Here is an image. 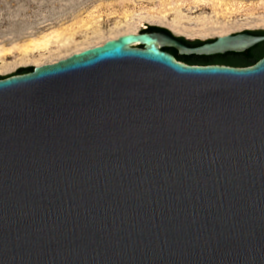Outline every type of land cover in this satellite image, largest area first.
I'll use <instances>...</instances> for the list:
<instances>
[{"label": "water", "instance_id": "95a60500", "mask_svg": "<svg viewBox=\"0 0 264 264\" xmlns=\"http://www.w3.org/2000/svg\"><path fill=\"white\" fill-rule=\"evenodd\" d=\"M166 30L0 75V264H264V57L162 50L264 36Z\"/></svg>", "mask_w": 264, "mask_h": 264}, {"label": "rangeland", "instance_id": "374dc122", "mask_svg": "<svg viewBox=\"0 0 264 264\" xmlns=\"http://www.w3.org/2000/svg\"><path fill=\"white\" fill-rule=\"evenodd\" d=\"M95 25L98 31L91 28ZM140 25L182 27L194 31L192 37H184L201 40L206 38L195 34L203 28H207V33L263 31L264 0H0V65H17L23 57L28 62L0 75H16L22 68L35 66L29 62L47 56L67 55L69 46L63 47L56 40L69 42L68 37L74 39L76 30L88 29L84 33L90 32L91 37L86 40L91 42ZM81 33L76 35L77 40L83 38ZM46 40L53 41L47 50L32 47V51H25L30 44ZM7 52L10 54L2 57Z\"/></svg>", "mask_w": 264, "mask_h": 264}, {"label": "flooded vegetation", "instance_id": "af4514ba", "mask_svg": "<svg viewBox=\"0 0 264 264\" xmlns=\"http://www.w3.org/2000/svg\"><path fill=\"white\" fill-rule=\"evenodd\" d=\"M97 26L98 25H95L91 28H94L95 31H98ZM143 26H140V28ZM139 29L135 33L139 32V33H148V34H160L162 32H165V31H160V30H151V29H148V27H143L140 30ZM87 30L88 29H85V28L80 29V30H76V32H74V34H73L74 39H72V37H68L69 38V42H68L69 48H67V50H68L67 57H69L75 53H79L85 49H88V48H91V47H94L97 45H102L103 43H105L106 41H108L110 39H115L121 35H126V34L130 33V32L125 31V32H122L120 34V32L123 30L122 29L118 33L111 34L109 37H103L102 41L95 42L92 44H86V43H89V41L87 42L86 39L88 37L89 38L91 37L90 32L88 34L84 33ZM80 31L83 32V33H81L83 35V38H81L80 40H77L76 35ZM250 32L252 33V31H250ZM93 34H97V33L95 32ZM252 34L257 35V36H264V34H259V33H252ZM209 39L210 38H207L205 40L192 39V41L185 40L182 42L185 43L187 46L195 48V47H199V46L203 45L205 42L209 41ZM72 40H74V43H71ZM74 47H77V48L73 49ZM133 47L143 48V45L136 43L135 45H133ZM162 50L166 53L173 55L177 61L180 60V62H183V63L186 61H190V62L194 63L195 65H227V66H234V67H245V66H250V65L257 63L261 58L264 57V42L260 43L259 45L255 46L251 49H249L247 54L229 52V53L224 54V55L219 54V55H212V56H198V55L188 56V55L181 54L177 49H175L173 47H164V48H162ZM67 57H64L63 59H65ZM58 61H60V60H58Z\"/></svg>", "mask_w": 264, "mask_h": 264}, {"label": "bare ground", "instance_id": "6f19581e", "mask_svg": "<svg viewBox=\"0 0 264 264\" xmlns=\"http://www.w3.org/2000/svg\"><path fill=\"white\" fill-rule=\"evenodd\" d=\"M141 20H144V19H141ZM145 21H147V20H145ZM147 22H149V21H147ZM150 22H152V21H150ZM140 26H142V25H140ZM138 29H139L138 26L125 27L120 32V34L122 32H125V31L126 32H130V33H135L136 31H138ZM169 29L172 30L176 35H180V36L182 35V36H186V37H192L193 34H194V31H190V30L185 29V28H182V27L179 28V29H177V28L174 29V28L169 27ZM206 29L207 28L201 29V31H199V33H196L195 35L198 36L199 38H206V39L207 38H214V37L215 38L216 37H223V36L228 35L227 34L228 32H225V31H220V32H217V33L216 32L215 33L214 32H210V33L204 32V31H206ZM102 39H103V37L100 36V37H97L95 40H93V41H91L89 43H86V44H92V43H95V42H99V41H102ZM52 42H53L52 40H46V41L38 42L37 44H30V46H28V47L25 48V51L26 52L32 51L33 49L32 50L30 49L32 47H34V49L36 48L35 50L45 51V50H47L52 45ZM56 42H61L60 44H62L63 47H67L69 45L68 41H66V40L65 41H61V40L60 41H57L56 40ZM77 47H75V48H77ZM8 54H10V53L9 52H7L6 54L4 53L2 55V57L3 56H6ZM24 55H26V53H24ZM64 57H67V55L64 54V55H60V56H57V57H54V58L47 56L46 58L37 59V60L31 61L29 63L35 65L36 67L37 66H43L44 64L48 63L49 61H53V60H55L57 58L58 59H61V58L63 59ZM22 60L23 61L21 63H18L17 65H14V64H3V65H0V72L3 73V72L9 71V70L15 68L18 65H22V64L28 63L25 57H23ZM0 61H2L1 58H0Z\"/></svg>", "mask_w": 264, "mask_h": 264}, {"label": "trees", "instance_id": "16d2710c", "mask_svg": "<svg viewBox=\"0 0 264 264\" xmlns=\"http://www.w3.org/2000/svg\"><path fill=\"white\" fill-rule=\"evenodd\" d=\"M148 29H151V30H160V31H167L166 29H163V28H160V27H148ZM252 33L264 34V31H257V32L252 31ZM178 39L181 40V41H185L183 38H178ZM178 61H180V60H178ZM184 63L190 64V65H193L194 64V63H192L190 61H186ZM31 71H32V67L22 68V69H20L18 71V74H24V73H28V72H31Z\"/></svg>", "mask_w": 264, "mask_h": 264}]
</instances>
